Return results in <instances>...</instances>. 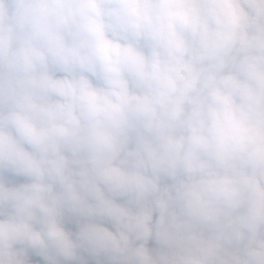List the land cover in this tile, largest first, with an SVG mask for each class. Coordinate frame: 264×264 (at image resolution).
<instances>
[{
    "label": "clouds",
    "instance_id": "obj_1",
    "mask_svg": "<svg viewBox=\"0 0 264 264\" xmlns=\"http://www.w3.org/2000/svg\"><path fill=\"white\" fill-rule=\"evenodd\" d=\"M0 264H264V0H0Z\"/></svg>",
    "mask_w": 264,
    "mask_h": 264
}]
</instances>
